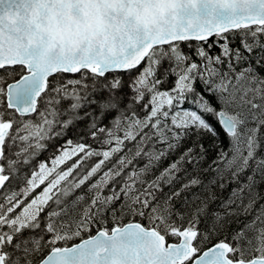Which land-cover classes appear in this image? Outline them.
<instances>
[{
	"label": "snow or ice",
	"instance_id": "1",
	"mask_svg": "<svg viewBox=\"0 0 264 264\" xmlns=\"http://www.w3.org/2000/svg\"><path fill=\"white\" fill-rule=\"evenodd\" d=\"M261 148L264 0H0V264H264Z\"/></svg>",
	"mask_w": 264,
	"mask_h": 264
},
{
	"label": "trees",
	"instance_id": "2",
	"mask_svg": "<svg viewBox=\"0 0 264 264\" xmlns=\"http://www.w3.org/2000/svg\"><path fill=\"white\" fill-rule=\"evenodd\" d=\"M233 46H238L239 40L238 38L233 39ZM187 50V48H185ZM214 52H218V48L213 49ZM134 75V73H133ZM125 81L127 82L128 76H124ZM127 91V88L125 89ZM211 98V97H210ZM184 107H188V105H184ZM143 115V113H140ZM211 123L214 124V126H217L219 129V126L215 124V121L212 120L211 117L208 118ZM107 123V121H105ZM87 121H77L74 126L70 127L65 135L60 138H54L48 141H45L46 147L39 150L38 153L31 159L29 165H25L22 168L21 175L24 174H30V172L35 169L40 162H48L50 164L52 158L54 156L59 154V151L62 147V145L65 143L67 139H72L73 141L79 142L81 137H85V127H86ZM195 137H192L189 140H186L181 143V146L179 149L176 150V152L172 153L171 156H169L167 159H165L161 167L167 166L168 163L171 162V160L175 157H178L181 152L188 146H191L192 140H194ZM85 142L88 143H93L92 140L88 137H85ZM201 143L204 144L205 148L208 150L207 151V157L206 160L203 162V166H207L208 163L211 162V160L215 159L217 152L219 151V148H224L225 150H228L229 148V139L223 134L221 131L220 136L213 141L209 137H204L200 141ZM215 144L216 146H213ZM93 146H96L93 144ZM259 156H264V148H261L258 150ZM189 170H191L189 168ZM247 174H251L250 172ZM259 180V178H257ZM15 183V182H14ZM240 183H246V180L244 177H241ZM226 187L224 189H215L216 194H217V200L211 204V209H218V206L222 200H226L229 196H231L233 189L237 188V183L236 182H226ZM40 189H37V192H39ZM258 192L261 194H264V185H258L257 189ZM193 191H198V189H194ZM165 192H168V188H165ZM74 198V197H72ZM71 199V198H70ZM201 227H203V224H201Z\"/></svg>",
	"mask_w": 264,
	"mask_h": 264
}]
</instances>
